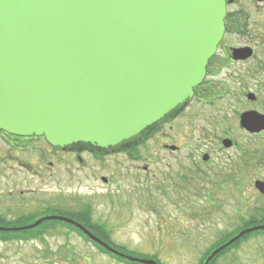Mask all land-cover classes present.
<instances>
[{"label": "rangeland", "instance_id": "rangeland-1", "mask_svg": "<svg viewBox=\"0 0 264 264\" xmlns=\"http://www.w3.org/2000/svg\"><path fill=\"white\" fill-rule=\"evenodd\" d=\"M249 12L251 19L258 18L254 8ZM210 79L225 81L222 96L205 103L194 99L172 122L164 121L141 140L135 157L130 151L96 157L53 149L42 137L11 144L0 138V216L5 220L0 227H22L90 205L92 222L107 229L105 241L121 253L157 264H198L203 251L241 227L242 219L264 215V197L260 201L251 193L246 198L242 185L245 151L260 141L239 126L243 94L230 89L235 83L227 70ZM259 96L258 103L264 102V94ZM222 137L238 145L224 148ZM165 145L180 148L171 151ZM203 153L209 156L205 162ZM260 173L264 176V170ZM225 178L238 183L229 186ZM46 207L59 211L42 213ZM70 231L56 225L40 237L0 238V264H129ZM216 264H264V232L252 234Z\"/></svg>", "mask_w": 264, "mask_h": 264}, {"label": "water", "instance_id": "water-1", "mask_svg": "<svg viewBox=\"0 0 264 264\" xmlns=\"http://www.w3.org/2000/svg\"><path fill=\"white\" fill-rule=\"evenodd\" d=\"M224 15L223 0H0V129L44 136L54 146L107 147L138 134L192 96L222 37ZM240 124L259 132L264 115L244 112ZM256 187L264 193V182ZM43 220L74 225L131 262L157 264L113 249L64 216L0 232ZM258 230L264 225L239 231L203 264Z\"/></svg>", "mask_w": 264, "mask_h": 264}, {"label": "flooded vegetation", "instance_id": "flooded-vegetation-1", "mask_svg": "<svg viewBox=\"0 0 264 264\" xmlns=\"http://www.w3.org/2000/svg\"><path fill=\"white\" fill-rule=\"evenodd\" d=\"M224 2V31L215 53L207 61L205 76L200 84L193 88L191 98L185 104L176 106L167 114L165 124L177 118L194 99L205 103L221 97L222 91L226 89L225 81L219 82L218 79L214 81L210 77H217L223 70H227L234 80L235 85L230 89L240 91L243 94L246 105L241 113L256 111L264 115V102L258 103L259 95L264 94V0H224ZM251 8L258 12V18L251 19L249 12ZM252 76L253 79L250 78ZM231 90L229 92L232 94ZM249 94H252L253 98H248ZM245 132L250 138L258 137L253 139H259L260 141L255 148L250 146L246 149L243 166L245 181L243 183L239 181V183L244 184L246 187L244 192L246 198L249 199L250 194L254 193L256 198L261 201L264 194L257 190L255 182L257 180L264 182V176L260 173L264 170V129L256 133L247 130ZM0 138L9 144L14 141L9 134L2 131H0ZM225 138L232 142L229 148L238 145V142L233 138L222 137L219 139L222 147V141ZM15 140L20 143L25 141L21 137H16ZM165 146L167 148V145ZM59 148L61 150L68 149V147ZM179 148L175 146L174 149H170L168 147L171 151H176ZM103 150L106 153L105 156H111L115 153L111 147H106ZM135 150L137 148L132 149L134 157ZM208 158L209 156L207 160ZM201 159L203 160V154ZM233 182L235 181L231 180L224 183L230 186Z\"/></svg>", "mask_w": 264, "mask_h": 264}, {"label": "trees", "instance_id": "trees-1", "mask_svg": "<svg viewBox=\"0 0 264 264\" xmlns=\"http://www.w3.org/2000/svg\"><path fill=\"white\" fill-rule=\"evenodd\" d=\"M166 120V118L157 121L155 123H153L152 125L146 127L145 129H143L139 134L132 136L129 139L123 140L121 141L119 144H117L115 147L116 148H120V147H125V148H134L136 147V145L141 142V140H143L144 138L150 136V134H152L153 132L159 130L162 126V123ZM70 146H74V147H79V148H85V149H90V150H100L98 147H96L94 144L91 143H77V144H71ZM114 147V148H115ZM227 181H231V179H224V182ZM235 182L233 183H238L236 182V180H233ZM53 210H58V208L56 207H49V208H44L42 213L45 212H49V211H53ZM59 211V210H58ZM62 212L63 216L69 217L73 220H75L76 222L82 224L84 227H86L88 230H90L93 234H95L96 236H98L99 238H101L102 240L105 241V237L107 236V229H105V227L103 226H98L97 224L93 223L91 220V208L90 205H84L82 207H80L78 210L76 211H60ZM262 220H264V215H261L260 219H257L256 216L254 215H249L247 217V219H242L241 220V227H239L237 230L232 231L227 233L224 236H221V238H219L217 241H215L213 244H211L207 249H205L202 253V255L199 258L198 264H203L204 261L206 260V258L210 255V253L216 249L217 247H219L220 245H222L223 243H225L226 241H228L231 237H233L235 234H237L240 230L254 226V225H258V224H264L263 222H261ZM0 221H4L2 216H0ZM66 226L69 230L74 231L78 234H81L82 232L77 229L75 226L68 224V223H63L60 221H56V220H51V221H43L42 223H40L37 227L30 229V230H23V231H2L0 232V238L3 239H9V238H14V239H26L29 235V237H40L41 233L43 232H47L48 228L50 227H55V226ZM264 232V230H260V231H255L253 233H249L247 235H243L241 238H239L238 240H236L235 242H233L232 244H230L229 246H227L224 250H222L221 252H219L216 256H214L208 264H216V262L218 261V259L223 256L224 254L228 253L230 250L232 249H236L239 244L241 242H243L244 240H246L249 236H251L252 234L255 233H261ZM32 233H34L32 235ZM37 234V236L35 235ZM26 237V238H25ZM99 251L108 254L109 252L105 251V249L99 245H97L96 243H93ZM115 248V247H114ZM119 251V250H118ZM114 259L118 260V261H125L129 264H142V263H136V262H130L128 260L123 259L120 256H117L115 254H111L109 253Z\"/></svg>", "mask_w": 264, "mask_h": 264}]
</instances>
